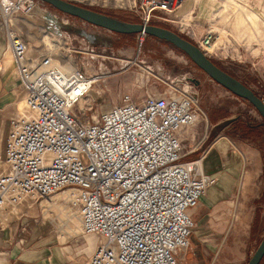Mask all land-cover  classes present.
Segmentation results:
<instances>
[{"label":"built area","instance_id":"1","mask_svg":"<svg viewBox=\"0 0 264 264\" xmlns=\"http://www.w3.org/2000/svg\"><path fill=\"white\" fill-rule=\"evenodd\" d=\"M37 1L0 0V30L23 102L7 121L0 224L17 206L37 203L42 218V211L55 209L64 226L72 216L79 233L94 238L83 264H179L176 255L188 247L193 228L187 209L216 182L200 159L179 160L181 130L204 116L196 94L172 82L140 102L124 93L90 121V91L105 74L99 65L94 73L84 66L99 55L44 30L32 45L18 21ZM180 1L139 0L140 23L172 13ZM216 40L206 29L193 44L208 57L220 49ZM73 54L85 60L81 68ZM60 191L67 205L51 200Z\"/></svg>","mask_w":264,"mask_h":264},{"label":"rangeland","instance_id":"2","mask_svg":"<svg viewBox=\"0 0 264 264\" xmlns=\"http://www.w3.org/2000/svg\"><path fill=\"white\" fill-rule=\"evenodd\" d=\"M68 1L122 21L134 22L139 16L136 7L139 0H134L135 6L133 0ZM184 1H180L181 5ZM201 3L203 5L210 3L213 10L208 15L204 7L199 17H194ZM180 8L176 7L168 14L156 12V17L150 19L151 25L153 23L156 26L169 28L184 38L187 36L185 25L195 28L198 34L205 32L206 29H212L217 37L219 33L215 29H225L228 32L229 42H222L227 37L225 32H220L223 33L219 34L222 41L217 42L220 43L218 45L220 49L215 50L208 58L264 101V0L259 2L249 0L248 3L243 2V4L238 0H191L188 8L183 9L184 12L180 13ZM188 9L190 11L187 21L180 22L182 15ZM216 10L224 11L225 17L233 12L228 18L235 26H243V42L234 37L229 21L225 20L227 25H223V19L217 18ZM253 11L258 13L260 19L252 15ZM214 18L219 21H213ZM23 21L22 34L32 45L39 43L44 30L50 32L53 38L66 34L75 45L82 44L83 41L84 46L93 49L99 55L89 60L88 68L84 66L88 71L90 70L89 72L94 73L99 72V65L103 68L102 73L105 74L90 91L91 109L85 111L90 121L100 110L118 104L120 96L124 93L139 100L146 94L162 92L167 88V83L172 82L178 85L185 84L196 94L197 106L204 116L194 124L200 119L214 118H218L221 125L228 124L229 128L226 131L232 132L236 137L234 141L239 146L243 173L239 179L235 178L231 186V203L224 208L228 210L225 215L227 218L222 221L219 236L214 238L212 244L209 240L204 244L212 247L215 244L214 253H211L212 259L207 261L209 264H245L264 233V124L260 129L245 127L247 123L250 125L263 123L249 104L214 83L183 54L161 40L141 34L118 35L58 12L40 1H37L33 12ZM223 44L227 49L223 48ZM72 58L78 67L83 66L81 62L85 60L78 54H73ZM81 160L85 161L83 156ZM62 195L61 191L57 192L51 200H58L57 202L61 203ZM40 203L46 205L44 201ZM63 205L67 203L63 201ZM42 216L46 217L45 219L50 218V221L53 218L52 222L61 239H64L65 235L74 236L79 232L78 223L72 216L64 229L66 234L61 231L64 225L57 218V216L62 217V214L51 208L48 212L42 211ZM211 223L214 224V221L212 220ZM183 251L176 255L179 264H181L180 254ZM260 264H264V257Z\"/></svg>","mask_w":264,"mask_h":264},{"label":"crops","instance_id":"3","mask_svg":"<svg viewBox=\"0 0 264 264\" xmlns=\"http://www.w3.org/2000/svg\"><path fill=\"white\" fill-rule=\"evenodd\" d=\"M238 1L243 4V2L248 3L249 0ZM190 2L191 0H185L182 5L180 3L177 6V8L181 7L180 13L188 8ZM205 5L199 4L198 12L194 17H199L204 7L209 15L213 7L210 3ZM189 11L190 9L182 15L180 22L187 21ZM253 12L252 15L260 19L258 13ZM215 14L217 18L223 19V25H227L225 20L229 21L228 24L234 32V37L243 42V26L238 27L231 23L232 21L230 22L229 18L224 16V11L216 10ZM214 19L215 22L219 21V19ZM20 24L18 25L22 30L23 25ZM185 30L186 38L191 42L204 34V31L198 34L196 29L189 25H185ZM215 30L220 35V32H225L227 37L228 32L225 29ZM221 41L222 39L218 36L217 42ZM224 41L229 42V38L227 37L222 42ZM82 44H84L83 41ZM10 59L11 55L5 49L0 30V163L3 157L7 121L13 112L14 105L20 109L23 105L16 91L17 80ZM137 102H140V99ZM227 128H229L228 124L221 125L218 118L200 119L180 133L179 160L186 162L200 159L202 171L216 179V182L209 186L198 199L197 204L187 209V214L193 221V228L188 238V247L180 254L181 264H209L207 261L212 259L211 253H214L215 244L210 247L204 243L209 240L212 244L214 238L219 236L222 221L227 218L225 215L228 210L224 208L230 206L231 203V186L235 178L239 179L242 176L243 163L241 165L242 157L238 150L239 146L234 141L236 137L231 131H226ZM211 219L215 225L211 223ZM65 228L66 226H63L61 231L66 234ZM209 228L213 229L209 230ZM61 238L53 222L41 217L39 204L17 206L6 221L0 224V264H83L95 245L92 236L81 235L79 232L77 235H65L64 239Z\"/></svg>","mask_w":264,"mask_h":264},{"label":"water","instance_id":"4","mask_svg":"<svg viewBox=\"0 0 264 264\" xmlns=\"http://www.w3.org/2000/svg\"><path fill=\"white\" fill-rule=\"evenodd\" d=\"M63 14L75 17L87 24L117 34H141L164 41L183 53L187 59L210 80L230 94L248 102L264 120V101L250 88L217 67L193 43L179 34L161 26L127 22L108 17L68 0H38ZM264 256V233L245 264H259Z\"/></svg>","mask_w":264,"mask_h":264},{"label":"trees","instance_id":"5","mask_svg":"<svg viewBox=\"0 0 264 264\" xmlns=\"http://www.w3.org/2000/svg\"><path fill=\"white\" fill-rule=\"evenodd\" d=\"M47 5V4H46ZM49 6V5H48ZM92 10V9H91ZM93 11H95V12H98V13H102V14H104V15H106V16H108V17H112V18H115L114 16H111V15H108V14H105V13H103V12H100V11H97V10H93ZM116 19H118V18H116ZM134 22L135 23H140V20L138 19V17L134 20ZM149 24H151V21L149 22ZM152 25H153V23H152ZM162 27V26H161ZM163 28H166V27H163ZM167 29H169V28H167ZM172 31V30H171ZM173 32H175V31H173ZM176 33V32H175ZM115 34H117V33H115ZM118 35H132V34H118ZM145 36H148V35H145ZM181 36V35H180ZM150 37V36H149ZM182 37V36H181ZM153 38V37H152ZM184 38V37H183ZM184 39H186V38H184ZM187 40V39H186ZM187 41H189V40H187ZM164 42V41H163ZM189 42H191V41H189ZM166 43V42H165ZM191 43H193V42H191ZM166 44H168V43H166ZM170 47H172L173 49H175V50H177L175 47H173V46H171L170 44H168ZM177 51H179V50H177ZM180 52V51H179ZM181 53V52H180ZM181 54H183V53H181ZM184 55V54H183ZM185 56V55H184ZM186 57V56H185ZM187 58V57H186ZM215 64V63H214ZM216 65V64H215ZM217 66V65H216ZM218 67V66H217ZM220 68V67H219ZM221 69V68H220ZM222 70V69H221ZM224 71V70H223ZM225 72V71H224ZM226 73H228V72H226ZM229 74V73H228ZM229 75H231V74H229ZM232 76V75H231ZM232 77H234V76H232ZM235 78V77H234ZM238 80V79H237ZM242 83V82H241ZM232 95V94H231ZM234 96V95H233ZM243 100V99H242ZM245 101V100H244ZM246 102V101H245ZM248 103V102H247ZM249 104V103H248ZM249 106L254 110V108L249 104ZM255 111V110H254ZM256 112V111H255ZM257 113V112H256ZM258 114V113H257ZM259 116V115H258ZM260 117V116H259ZM260 119H261V121L263 122L262 124H249V123H247L246 125H245V127L246 128H248V129H255V128H257L258 127V129H260V128H263V124H264V120L260 117ZM260 126V127H259ZM261 131V130H260ZM264 257V256H263ZM263 259V258H262ZM261 259V260H262ZM260 264V263H259Z\"/></svg>","mask_w":264,"mask_h":264},{"label":"bare ground","instance_id":"6","mask_svg":"<svg viewBox=\"0 0 264 264\" xmlns=\"http://www.w3.org/2000/svg\"><path fill=\"white\" fill-rule=\"evenodd\" d=\"M233 13V12H232ZM228 14V17H231L233 14ZM19 22H21L22 24H20V25H23V22L22 21H19ZM221 34H223V33H221ZM219 36V35H218ZM223 36V35H222ZM221 38V37H220ZM217 40H218V37H217ZM217 42V41H216ZM17 108V110H21L20 108H18V107H16Z\"/></svg>","mask_w":264,"mask_h":264},{"label":"flooded vegetation","instance_id":"7","mask_svg":"<svg viewBox=\"0 0 264 264\" xmlns=\"http://www.w3.org/2000/svg\"><path fill=\"white\" fill-rule=\"evenodd\" d=\"M262 262V260L260 261V263Z\"/></svg>","mask_w":264,"mask_h":264}]
</instances>
